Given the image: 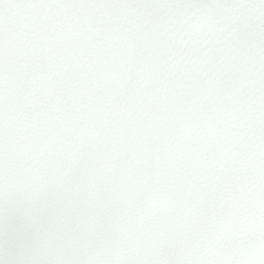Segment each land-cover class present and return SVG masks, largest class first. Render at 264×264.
I'll return each instance as SVG.
<instances>
[{
  "label": "clouds",
  "instance_id": "9594fccd",
  "mask_svg": "<svg viewBox=\"0 0 264 264\" xmlns=\"http://www.w3.org/2000/svg\"><path fill=\"white\" fill-rule=\"evenodd\" d=\"M0 264H264V0H0Z\"/></svg>",
  "mask_w": 264,
  "mask_h": 264
}]
</instances>
